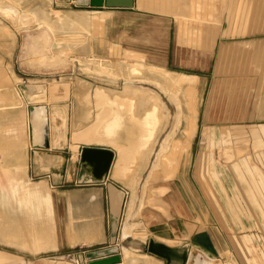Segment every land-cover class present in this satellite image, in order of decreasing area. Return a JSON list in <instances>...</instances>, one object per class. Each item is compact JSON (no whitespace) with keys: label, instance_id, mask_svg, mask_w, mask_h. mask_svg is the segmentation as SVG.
Instances as JSON below:
<instances>
[{"label":"rangeland","instance_id":"374dc122","mask_svg":"<svg viewBox=\"0 0 264 264\" xmlns=\"http://www.w3.org/2000/svg\"><path fill=\"white\" fill-rule=\"evenodd\" d=\"M1 2L0 93L5 103L18 97L22 103V85L28 79L30 84L45 85V95L35 100L48 107L52 139L45 149L64 155L72 165L79 158L74 143L112 148L114 176L135 200L138 229L152 231L157 217L173 216L169 202L177 199L182 219L188 217L194 229L217 232L214 251L193 248L192 255L203 252L216 264H264V62L246 60V52L240 50L237 60L230 62L246 60L249 73H209L216 59L210 64L202 59L207 54L197 31L202 5L196 6L194 42L182 43L192 47L190 53L196 57L194 66L177 69L195 75L187 76L163 69L162 60L148 53L107 45L102 24L79 7L66 12L55 0ZM228 9L235 17L234 28L246 30L249 21L241 9L236 5ZM209 15L212 19L213 6ZM181 31L186 36V27ZM174 91L180 96L173 98ZM156 96L162 104L158 107ZM242 103L249 111L252 105L251 119L247 113L237 116ZM54 105L66 108L65 120L58 115L53 121ZM25 116L20 111L18 136L32 131ZM21 154L22 164L13 170L6 155H0L5 158L0 161L4 263L75 264L73 256L62 258L43 250L50 228L37 214L51 209L47 204L51 188L31 174L29 156ZM143 240L130 237L124 245L144 250Z\"/></svg>","mask_w":264,"mask_h":264},{"label":"crops","instance_id":"0c3cea01","mask_svg":"<svg viewBox=\"0 0 264 264\" xmlns=\"http://www.w3.org/2000/svg\"><path fill=\"white\" fill-rule=\"evenodd\" d=\"M55 4L61 11L66 12L79 7V11L84 15L90 14L97 19L100 25L102 24L103 41L107 45H118L129 52L148 53L149 57L162 60L161 66L156 64L157 66L187 76L195 75L177 69L194 66L196 57L190 53L194 49L182 43L194 42L192 37L196 26L195 12L198 11L196 6L202 5L200 11L202 22L197 24L201 26L197 31L200 35L202 51L207 49V54H202V59L204 62L208 60L209 64L210 59L214 57L216 59L215 66L211 67L213 70L209 73L220 76L247 74L249 73V67L245 63L247 59L264 62V0H133L132 7L107 6L106 0H103L101 6L92 5L91 0H55ZM229 5H236L238 10L241 9L242 16L248 19L246 30L234 28L237 26L234 24L233 14L228 13ZM211 6L214 9L212 19L209 15ZM183 27H186V36L181 31ZM256 32L261 34L253 35ZM246 36L251 37L246 38ZM240 50L246 52L243 54L246 56L245 62L243 64L230 62L237 60ZM29 81L30 79L28 84ZM191 96L192 91L190 98ZM4 99V94L1 92L0 155H6V163L11 170L17 169L22 164L21 153L25 157L29 156L31 174L45 179L41 183L47 181L51 188L52 200L47 201L48 208L50 203L51 209L37 214L39 218L47 220L45 224L50 228L43 245L45 252L62 258L73 256L75 259L71 260L75 264H81L77 258V253L80 251H83L81 254L86 262L91 259V253L95 250L117 247L122 260L113 264H167L164 259L147 252L146 246L144 250L126 247L125 240L134 236L143 239L157 237L162 240L180 241L187 244L190 251L193 248L211 252L216 249L217 232L212 228L194 229L188 217L182 219V211H179L180 205L177 199L169 202L170 211L175 210L173 216L157 217L156 226L152 231L138 229V223L134 221L135 200L129 199L128 187L114 176L116 153L105 181L79 183L80 178L89 180L91 177L83 174L81 165V150L84 146L90 145L79 144V158L77 164L75 162L72 165H69L68 159L62 154L51 153L44 147L32 146V132L27 135L25 132L26 136L23 134L18 136L20 111H25L27 123H30L28 121L29 109L32 105L30 99L24 96L22 103H19L17 98L10 99L6 103ZM238 106L237 116L244 118L239 114L247 113L245 117L250 118L248 115L253 112L252 105L250 111L247 104L242 103ZM14 128L16 133L13 134ZM9 132L14 136L7 135ZM51 139L50 134V141ZM4 159L1 160L0 157L2 163ZM141 204L145 206L144 201H141ZM133 212L134 214L131 215ZM18 233L20 235V231ZM135 255L141 256L139 261ZM5 260L3 252L0 251V264H5ZM188 264L216 263L201 252L191 254Z\"/></svg>","mask_w":264,"mask_h":264},{"label":"water","instance_id":"95a60500","mask_svg":"<svg viewBox=\"0 0 264 264\" xmlns=\"http://www.w3.org/2000/svg\"><path fill=\"white\" fill-rule=\"evenodd\" d=\"M92 5L101 6L103 4V0H91ZM107 6H126L132 7L133 0H106ZM22 92L25 97L29 98V93L31 91V87L33 91H36L35 84H25L22 85ZM44 86L45 89V85ZM38 90V89H37ZM46 90V89H45ZM40 92V89L37 93ZM45 92V91H43ZM30 99V98H29ZM32 103L29 109V116L32 115L34 108L36 107H45L48 112V107L46 105H36L34 99H30ZM49 116V114H48ZM33 132V125L30 121ZM46 138L45 142H35L33 140L32 135V146H40V147H50V124L49 118L47 120V125L45 127ZM44 135V137H45ZM50 141V143L48 142ZM115 158V151L108 147H94V146H84L81 150V165L83 174L91 175L89 180H85L84 178H80L79 183H98L105 181V178L111 168L113 160ZM146 251L154 254L166 261L167 264H187L189 260L190 250L187 244L180 241H168L162 240L157 237H149L146 240ZM107 254V255H106ZM91 259L85 262V257L83 254L78 256L79 262L81 264H113L121 262L122 257L118 253L117 247H111L108 251H99L95 255L92 254L90 256ZM93 259V260H92Z\"/></svg>","mask_w":264,"mask_h":264},{"label":"bare ground","instance_id":"6f19581e","mask_svg":"<svg viewBox=\"0 0 264 264\" xmlns=\"http://www.w3.org/2000/svg\"><path fill=\"white\" fill-rule=\"evenodd\" d=\"M0 2H1V0H0ZM7 2V1H6ZM2 3V2H1ZM3 3H5V2H3ZM15 7V6H14ZM1 8V7H0ZM15 9V8H14ZM3 10V9H2ZM7 10V9H6ZM18 10V9H17ZM25 22V21H24ZM23 23V22H22ZM28 23V22H27ZM23 26V25H22ZM21 26V27H22ZM104 70H106V69H104ZM102 72V71H101ZM106 72H108V71H105V73ZM103 73H104V71H103ZM110 73V72H109ZM111 75V74H110ZM113 75V74H112ZM120 76V75H119ZM166 77V76H165ZM17 78V77H16ZM21 79V78H20ZM73 82V81H72ZM166 82V81H165ZM36 86V91H33V88L31 87V91H30V93H29V98L30 99H34V100H36V99H40V98H42L43 97V95H45V92H43V91H45V89H44V86H42V85H35ZM160 87H162L161 85H160ZM40 89V92L39 93H37V91ZM169 89V88H168ZM183 89V88H182ZM172 91V90H171ZM186 91V90H185ZM151 92V91H150ZM168 92H170V91H168ZM153 94H157L156 92L155 93H153ZM178 93H176L175 94V91L174 92H172V97L173 98H176V97H178V96H180V95H177ZM184 94H186V93H184ZM62 95H63V93L62 92H59L58 93V97H62ZM158 95V94H157ZM172 98V99H173ZM156 101H155V103H156V106L158 107V105L159 104H161L160 103V98L158 97V96H156V99H155ZM187 100V99H186ZM180 101H181V99H180ZM159 103V104H158ZM182 104V103H181ZM162 105V104H161ZM185 105V104H184ZM54 107V113H53V115H54V118H53V121L55 120V118L58 116V115H60L62 118H63V120H65V116H66V108L65 107H60V105L58 106V105H54L53 106ZM180 107V106H179ZM181 108V107H180ZM183 108V107H182ZM157 110V109H156ZM163 110V109H162ZM164 111V110H163ZM184 111V110H183ZM183 111H181L182 113H183ZM166 112V111H165ZM167 113V112H166ZM166 117L167 116H165V120H166ZM181 118H183L182 116H180ZM48 118H49V116H48V112L46 111V109H45V107L43 106V107H36V108H34V111H33V113H32V115L31 116H29L28 115V121L30 122L31 121V123H32V125H33V132H32V135H33V140L37 143V142H40V143H42V142H45V138H46V135H47V133H46V131H45V127H46V125H47V120H48ZM181 118H179V120L177 119V121H178V123L176 124V127H178L179 125H180V121H181ZM167 119H168V117H167ZM179 124V125H178ZM178 125V126H177ZM179 129V128H178ZM45 133H46V135H45ZM60 133H61V135H60V138L62 137V138H64V134H65V132L63 131V129L60 131ZM44 135H45V137H44ZM176 136V135H175ZM170 138V137H169ZM174 138V137H173ZM175 139H176V137H175ZM174 140V139H173ZM49 143H50V141H48ZM73 143V142H72ZM170 143V142H169ZM170 145V147H171V144H169ZM168 145V146H169ZM78 146H79V144H76V143H74V144H72V149L73 150H77L78 151ZM166 146V145H165ZM164 149V148H163ZM162 149V150H163ZM161 161V160H160ZM160 161H157L158 163L160 162ZM163 161V160H162ZM158 167V166H157ZM134 187V186H133ZM136 188V187H135ZM135 191V190H134ZM135 193V192H134ZM133 197V196H132ZM134 199V198H133ZM133 201V200H132ZM131 204V203H130ZM130 204H128V205H130ZM133 207V206H132ZM128 208H129V206H128ZM129 210V209H128ZM139 214V213H138ZM138 226V225H137ZM129 228V227H128ZM133 229V228H132ZM132 234V233H131ZM134 235V234H133ZM146 235V234H145ZM138 236V235H137ZM145 239V238H144ZM147 240V238L144 240V241H146ZM131 251V250H130ZM125 252V251H124ZM126 252H128V251H126ZM135 254V253H134ZM190 258H191V252H190V255H189V260H188V262H187V264L189 263V261H190ZM137 261V260H136Z\"/></svg>","mask_w":264,"mask_h":264},{"label":"built area","instance_id":"2783aa9c","mask_svg":"<svg viewBox=\"0 0 264 264\" xmlns=\"http://www.w3.org/2000/svg\"><path fill=\"white\" fill-rule=\"evenodd\" d=\"M108 250H109V249H108ZM108 250H95V251H93L91 254H94V255H95V254H96L97 252H99V251L101 252V251H108ZM82 252H83V251L78 252V253H77V256H79V254H81ZM85 253H86V252H85ZM106 255H107V254H106ZM77 256H76V257H77ZM78 260H79V259H78Z\"/></svg>","mask_w":264,"mask_h":264}]
</instances>
